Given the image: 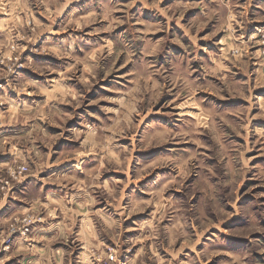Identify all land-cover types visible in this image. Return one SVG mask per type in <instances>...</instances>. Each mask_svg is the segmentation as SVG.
Listing matches in <instances>:
<instances>
[{
    "label": "clouds",
    "instance_id": "clouds-1",
    "mask_svg": "<svg viewBox=\"0 0 264 264\" xmlns=\"http://www.w3.org/2000/svg\"><path fill=\"white\" fill-rule=\"evenodd\" d=\"M0 264H264V0H0Z\"/></svg>",
    "mask_w": 264,
    "mask_h": 264
}]
</instances>
